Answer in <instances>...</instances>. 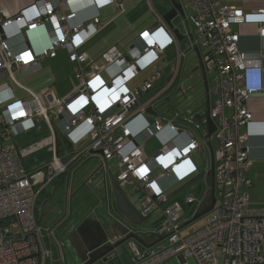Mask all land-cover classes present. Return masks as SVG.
<instances>
[{
    "label": "built area",
    "instance_id": "2783aa9c",
    "mask_svg": "<svg viewBox=\"0 0 264 264\" xmlns=\"http://www.w3.org/2000/svg\"><path fill=\"white\" fill-rule=\"evenodd\" d=\"M71 1L74 0H34L16 15L0 12V264H46L50 253L43 244L42 230L35 217L38 193L62 176L68 180L72 165L85 155L99 156L102 160L99 170L103 173L115 165L119 190L125 193L129 188L140 194L138 211L143 218L155 211L162 214L164 240L150 248L130 241V264H167L178 258L183 260L180 264H186L189 257L196 264H264V213L249 210L247 194L239 193L251 186L245 177L251 166L245 146L247 136L239 133V127L251 121L245 103L261 92L260 88L246 86L244 76L261 68L264 49L256 58L240 52L239 33L233 30L254 25L257 35L263 38L264 10L244 12L230 5V0H188L195 43L202 49L205 73L211 75L207 78L213 97L209 116L216 130L209 142L212 145L211 141H216L220 159L213 167L216 198L213 210L204 216L201 225L190 226L181 233L183 207L170 201L166 188L198 172L193 162L195 154L205 150L210 159L214 153L208 152V140L200 133L201 125L194 126L192 122L189 126L193 132H187L170 122L163 124L160 118L149 123L143 116L149 107L155 111L154 115L157 113L151 104L156 96L150 94L161 77L162 54L169 48H177V41L156 12L155 27L141 32L126 55L110 47L100 55L101 64H96L77 50L97 34L100 17L95 14L72 23L76 12L69 7ZM91 1L98 8L111 7L115 11L121 10L123 2ZM65 24H70L67 30L62 29ZM43 26L50 33L47 46L39 52L29 46L12 50V41L25 40L28 33ZM58 49L65 50L75 65L77 87L72 94L59 99L50 91L38 95L17 84L14 73L28 75L38 71L39 60L54 58ZM178 54L184 56L182 52ZM146 70L150 74L129 88L128 84ZM4 77L26 91L31 99L16 100L10 83L2 81ZM51 112L58 115L56 125L50 119ZM37 118H43L51 131L53 155L32 181L13 140L33 129ZM78 128H83L87 145L63 163L55 153V135L60 134L74 146L79 142L73 135ZM165 130L171 134L162 139ZM142 134L157 136L161 143L152 156H147L143 143L137 141ZM163 182L167 186L163 187ZM209 192L210 189L203 200L185 199L186 206H195L193 216L209 199ZM56 257L62 260L60 251Z\"/></svg>",
    "mask_w": 264,
    "mask_h": 264
},
{
    "label": "rangeland",
    "instance_id": "374dc122",
    "mask_svg": "<svg viewBox=\"0 0 264 264\" xmlns=\"http://www.w3.org/2000/svg\"><path fill=\"white\" fill-rule=\"evenodd\" d=\"M180 1L183 3L186 16L189 15V11L186 6L187 0ZM168 9L169 3L167 0H131L129 7L127 8L125 6V13L123 10V13H119V16L111 18V21L109 22L110 25L108 24L109 27L106 29V31L97 33L98 35L95 38L96 41H94L96 43L91 42L83 50V52L88 55L90 60L94 61L96 64H101L99 53L103 50L104 45L109 43L110 46L107 48L111 47L112 45H117L119 47H121V45H126L128 50V44L133 37H137L141 32L148 30L153 24L157 22L156 16L154 14H156V12L158 14H164ZM192 30L196 38L195 30L193 28ZM183 42H185V40H183ZM172 54L173 51L171 48H169L165 51L162 59L171 58ZM196 64V56L187 54L186 59L182 64V72L180 73V76L178 80H176L175 84H173V86L170 87L167 92H163L161 97H159V94L154 95L152 90V95L156 96V98L151 104L154 106L157 113L153 116H147L150 122H154L156 118H160V121L163 124H168L170 122L180 130L193 132V129L191 126H189V124L194 122L195 116L203 115L205 101L203 97V87L200 73ZM57 67H60L59 70L48 68V71L38 70L28 75H23L20 72H16L14 73V79L18 85L24 89H27L31 92L40 91L36 92L38 95H42L49 90H52L56 97L60 95V93L71 89L73 84L77 86L73 72V64L61 66V63H59ZM169 69L170 68H166L163 70L162 75L164 76L165 80L168 78L165 74ZM147 72L148 70L144 73H140L136 80H142L147 75ZM210 77V74H206V78L210 79ZM165 80L162 83L161 81H158L157 84H155V91L161 92L164 89ZM4 81L9 82L7 78H4ZM11 85L16 88L12 81ZM39 88L40 90H38ZM179 88L180 90L178 91ZM209 99L211 101L213 97L210 96ZM50 115L53 117L52 112ZM203 122L204 120L201 118L194 124V126L196 124L201 125L200 133L202 134L205 133ZM36 128L37 125L26 136L23 135L21 137L18 136L14 138V140L18 142V146H16L17 144L15 143L14 147L20 154L23 164L25 163L26 165H30L27 168L24 164V166L31 173L32 181L36 176V172L38 170L42 171V168L51 160L53 155V144L49 140L51 135L44 133V128H42L40 131H38ZM84 142H86V140L82 139L74 146H71V148H67L65 145H60L59 157L64 161L63 163L69 160V157L74 152L73 150L82 149ZM17 147L20 150H18ZM157 147H160V142L157 136L148 135V139L145 142L146 152L150 155H153L156 152L155 151L153 153V151L156 150ZM215 150H217V147H215ZM206 158L207 156L205 152L203 156H193V162L196 164V166H199L200 176L185 185L191 192L197 191L198 186L202 183L204 184L206 180ZM100 165L101 159L99 157H93L90 155H85L79 158L78 161L72 165V168L70 169L71 174L69 180H73V188L77 187L75 188L76 191L78 190V187L80 188L71 199H67L66 205L65 184L63 180L53 183L48 187V189L43 191V195L40 197L39 201H45V203L43 206L41 203L37 204L36 210L38 211L39 215L41 213L43 215L41 217V224L43 225V228H40L43 234V244L50 253L46 260V264H78L77 255L67 240V231L70 227L78 226L83 220L88 218L92 211H95L94 213H96V215L99 217L105 218L106 222H109V224H113V220L125 222L124 218L117 210L110 190H108L107 196V203L110 213L107 214L106 198L104 197V192L102 193L103 189H98L99 187H97L98 185L96 186V182H93L90 185L87 183L84 184V181H86L91 176V174H94L95 170H97ZM105 174L109 177L110 175L115 174V169L109 168ZM125 193L127 197H129L130 200L136 205V207L140 208V194L134 193L133 190L129 188L125 189ZM98 198L101 199V204H99L100 201ZM58 211L60 212L58 213ZM64 211L66 212L65 216H63ZM94 213L93 216H95ZM203 218L204 216L196 220L193 224H196L195 226H199L202 223ZM160 224L161 223L159 220L152 218L148 219L140 227L134 228L136 231L145 230V233H162L163 226ZM53 240L63 244V254H61V261L56 257L57 249ZM116 254L118 255L117 258L129 257L128 242L119 246L116 249ZM107 264L112 263L108 262ZM170 264H179V262L176 259H172ZM186 264L196 263L192 257H189L186 260Z\"/></svg>",
    "mask_w": 264,
    "mask_h": 264
},
{
    "label": "crops",
    "instance_id": "0c3cea01",
    "mask_svg": "<svg viewBox=\"0 0 264 264\" xmlns=\"http://www.w3.org/2000/svg\"><path fill=\"white\" fill-rule=\"evenodd\" d=\"M130 1L131 0H123V2L121 3V10H119V11H115L111 7L98 8L97 3H94L95 5H93L91 0H74V1H71L69 4V7L73 11L76 12V19L72 23L82 22V21L90 18L91 16L98 14L100 17V29L97 33H101L102 31H106V29L109 27V25H110L109 22L111 21V18L119 16L120 15L119 13H123L122 12L123 10L125 13V6L128 8ZM177 1H179L183 7V3L180 0H177ZM33 2H34V0H0V12L4 11L7 15L13 16V15L18 14L21 10H23L24 8H26L27 6H29ZM229 4L236 7L239 10H243L244 12H253V11H257V10H264V0H230ZM186 6H187L188 11H189V15H187L186 17H187L188 23L190 25L192 34L194 36V42L190 43L188 41V39H184L185 42H183V41L177 42V44H176L177 48L176 47L171 48V50L173 51L171 58H163L162 59L165 52L162 54L161 59H160V60H162L161 61L162 66L160 68V76L161 77L159 79V81H161V83L165 80L164 76L162 75L163 70L166 68H170V69L165 74V75H167L166 77H168V78L165 80V87L161 92L155 91V84H157L158 81H156L154 84V88H153L154 95L159 94V97H161L163 92H167L170 89V87H172L173 84H175L176 80H178L180 73L182 72V68H183L182 64L184 63V60L186 59L187 54L194 55V51H193V45L194 44L198 48V52L200 54V57L202 55V49L199 47V45H197L195 43V35L193 33V30H192L193 27H191V23L189 22V16L191 14V11H190L188 0L186 3ZM183 11H184V8H183ZM184 13H185V11H184ZM162 15L163 14H160L161 17H162ZM156 23L153 24L149 29H152L153 27H155ZM68 25H70V24L62 25V29L67 30ZM256 29H257V27L254 25H244V26H241L239 28L233 27V30L238 31V33H239V38H238V43H237L238 50L240 52L247 54L250 57H253V58H256L258 56L259 52L264 49V37L261 38L260 36H258ZM142 30H144V29H142ZM180 32L183 35H186V32L183 29H180ZM97 35L98 34H96L91 39H89L82 47H80L77 50V52L79 54H85L83 52V50L91 42L96 43L94 41H96L95 38L97 37ZM136 38H137L136 36L133 37L131 39V41L129 42V44L131 45L132 42ZM27 40H28L27 41L28 44H26V41L21 39V38L16 39L10 43V46L14 52L22 50L25 46H29L30 49L34 52H39V50H41V48L47 46L50 43V33L48 32V29L45 26H43L41 28H38L36 31H34L32 33H28L27 34ZM129 44H128V46L130 47ZM108 46H110L109 43L104 45L103 50L100 51L99 54L101 55L103 52H105L108 49L107 48ZM111 47H115L123 55H126V53H127V46L126 45H121V47H119L117 45H115V46L112 45ZM178 51L182 52L184 54V56H179ZM85 55L89 59L88 55L87 54H85ZM39 63H40V69L39 70H46V71H48V68L59 70L60 67H57V65L59 63H61V66H64L66 64H67V66L69 64H73L72 62L69 61L68 54L63 49H58L56 51V56L54 58H43V59L39 60ZM260 65H261L260 69L250 70L246 75V82L249 85L260 88L261 92L251 96V98L245 103V107L251 115V121L246 126H240L239 127V133L247 136V141L245 143V146L247 147L248 158L251 161V166H250L249 170L247 171V173L245 174V177L247 180H249L251 186L249 188H247L246 190L240 189L239 193L245 192L247 194V197H248L247 203H246L247 208L253 212H256V213H264V60L260 61ZM73 72H74V77L76 80L75 65H74ZM149 74H150V71L148 70L147 75L144 78H146ZM102 77L104 78V74ZM137 77L135 78V80H133L132 82H130L128 84L129 88H133L134 86L139 84L144 79L143 78L142 80H139L140 81L139 82L136 80ZM4 78H6V77H4ZM4 78H2V81H4ZM207 81H208V84H210V86H211V83L209 82V80H207ZM9 83H10V87H11L12 93L14 95V98L16 100H21V101L28 100L29 101L31 99L30 95L26 91H23V89H24L23 87H21V88H23V89H21V88L17 87V85H15L16 86V88H15L11 85V82H9ZM210 86H209V89H211ZM76 87L77 86L73 84V87L71 89L60 93V95H58L56 97L59 99L68 97L70 94L73 93V91L76 89ZM25 90H27V89H25ZM38 90H40V88ZM17 91H18V94H17ZM49 91L52 92V94L54 95V92L52 90H49ZM28 92L36 94V92H40V91L31 92L28 90ZM150 95H152V93ZM209 96H211V95L209 94ZM212 101H213V99L210 101V104L212 103ZM148 109H151V108L149 107ZM148 109H146V111L143 113V116L147 122L151 123L148 120L147 116H153L154 114L148 113L147 112ZM226 113L229 114V111H226ZM52 115H53V117H51V115H50V119L53 122V124L56 125V121L58 120V115L56 112H52ZM36 121H37V128L36 129L38 131H40L42 128H44V130H43L44 133L51 135V131H50L49 127L47 126L46 122L43 120V118H37ZM195 122H198V121H194L193 123H195ZM137 128H138V125H135L134 129H137ZM82 129L83 128H78L77 130H75L73 135L77 136L79 138V141L82 139L86 140V142H84V145H83V148H84L87 145V139H85V135H84V132H82ZM32 130L33 129H31V130H29V131H27V132H25L19 136L20 137L23 135L26 136ZM165 131L166 132H164L161 135L162 139H167V137L169 136L168 134H171L169 131H167V130H165ZM57 135L60 139V134H57ZM203 137L205 138V133H203ZM147 139H148V135L142 134L141 136H139V138H137V141L143 143V149H144L145 154L147 156H152L146 152L145 142ZM183 142H184V140H182V143ZM15 143L17 144L16 146H18V142L13 140L14 146H15ZM211 143H212L211 146H212L214 154L210 157V159H208L207 152L205 150H202L198 154H195V155H202L203 156V154L205 152V154L207 156L206 165H209V172H207V167H206V171H205L206 180H205L204 184L202 183L201 185L198 186L197 191L191 192L188 190V188L185 185L190 183L191 181H193L194 179H196L197 177L200 176V169H199L198 165H197L198 166L197 167L198 173L196 175L192 176L191 178H189L185 181L179 182V183H173L170 186H167L166 182L162 183L163 187H165V185L167 186L166 193H167L170 201H177L183 207V213L181 216V224H180L181 230H182L181 233L187 232L190 226L196 225V224L192 223V224L185 226V224H187L191 220V218L193 217V212L195 210L194 205H192V206H186L185 205V203H184L185 199L188 197H191V198H194L196 200H203L206 192L209 191V189H210V185H211L210 175H209L210 166H211V164H213V165L217 164L219 159H220L219 151L215 150V147H217L216 141L215 140L211 141ZM62 145H65L67 147L66 144H62ZM160 146H161V143H160ZM59 147L57 149L58 157H59ZM69 148H71V147H69ZM17 149L20 150L18 147H17ZM158 149H159V147H157L156 150L153 151V153L155 151H157ZM73 151L75 152V151H79V150H73ZM93 157H99V156H93ZM59 160L61 162H64L60 157H59ZM101 163H102V160H101ZM25 166L28 168L30 165L25 164ZM99 168L97 170H95V173H94V174L99 173L97 178L95 177L94 174H91V176L86 181H84V184L87 183L88 185H90L93 182H96V186L98 185L97 187H99L98 189H101V190L103 189L102 193L104 192V197L106 198V211L108 214V213H110L109 208H108V203H107L108 190H110V193L112 195L109 177L114 176V174L110 175L108 177L105 174L107 170L103 173L101 170H99ZM110 168L115 169V173H116L115 165H111ZM66 177L67 176H62V177L58 178L57 180L51 182L48 186H46L42 191H40V193H38L36 203H35V217H36L40 227L43 226L41 224L42 223L41 217L43 215H42V213L40 215L38 214V211L36 210V205L39 203H41L42 206L44 205L45 201H43V202L39 201L40 197L43 195V191L48 189V187L50 185H52L53 183H57V181L63 180L64 184H65V205H66L67 199H71L72 196L77 191H79L80 187H78V190L76 191L75 188H77V187L73 188V180H69V178H68V180H66L65 179ZM128 199L131 202V204H133L136 207V205L130 200L129 197H128ZM98 200L100 201L99 204H101L102 203L101 199L98 198ZM139 204H141L140 198H139ZM137 209H140V208H137ZM59 212L60 211H58V213ZM94 212L95 211H92V213L86 219L93 221V223L96 222L100 227L104 226V223L106 222L105 218L99 217ZM93 213L95 214V216H93ZM69 214H70V212H69ZM209 214H207V215H209ZM65 215H66V212L64 211L63 216H65ZM150 215L151 216L149 219L154 218L155 220H159L161 223L160 225H162V219L163 218H162V214L160 211H155ZM204 218H203V220H204ZM122 223L126 224V222H122ZM202 223H203V221H202ZM72 228H74V227H70L68 230H70ZM137 231H140L141 233H143L141 237H142V239L145 240V242H150L155 236H163L162 233H160V232H157V233L147 232V233H145L146 232L145 230H137ZM49 233H50V231H49ZM130 241H132V240H129L128 244ZM138 246H140V245H138ZM117 257H118V255L116 254V251H115L114 254H112L110 256V259L108 262L109 263L111 262L112 264H130V257H131L130 250H129V257H127V258H125V257L117 258ZM176 260L179 262V264L183 263V260L181 258H178ZM170 261L167 264H170ZM99 263H103V262H97L95 264H99ZM107 263H104V264H107Z\"/></svg>",
    "mask_w": 264,
    "mask_h": 264
},
{
    "label": "water",
    "instance_id": "95a60500",
    "mask_svg": "<svg viewBox=\"0 0 264 264\" xmlns=\"http://www.w3.org/2000/svg\"><path fill=\"white\" fill-rule=\"evenodd\" d=\"M167 1L169 3V10L162 15L164 24L169 29L171 35L174 37V39H176L177 42L188 39L190 43H193L194 36L192 34L190 25L183 11L181 3L177 0ZM180 29H183L186 32V35H183L180 32ZM193 51L197 60V69L200 73L203 87V96L205 100L203 115L195 116L194 121H198L203 118L205 138L208 140L207 149L209 154L212 155L213 149L209 140L211 135L215 132L216 126L209 116V84L206 78V73L200 54L198 52V48L195 44L193 45ZM179 90L180 88L178 89V91ZM147 112L154 114L152 109H148ZM55 142L56 154L58 147L62 144H66L68 148L71 147V144L65 137L60 136L59 139L57 134L55 135ZM213 167L214 165L211 164L209 173L211 182L209 199L204 203L203 207L194 214L191 220L187 224H185V226L194 223L196 220L203 216H206L214 208L216 198L214 195ZM98 174H94L96 178ZM109 182L117 210L119 214L124 218L126 224L120 221L113 220L112 225H108L109 223L105 222L104 228L96 231V229L93 227V221L85 219L78 226L74 227V229L69 233L67 240L69 241V244L74 248L73 250L77 255L78 264H95L97 262L107 263L110 259V256L114 254L116 249L119 246L127 243L129 240L135 241L143 248H150L164 239V236H155L150 242H145V240L142 239L141 236L143 233H141L140 231H136L134 227H140L141 225H143L151 215L147 216L146 218H143L140 215V212L133 204H131L127 195L119 190L114 176L109 177ZM74 236L79 239L81 244H78L77 241L75 242Z\"/></svg>",
    "mask_w": 264,
    "mask_h": 264
},
{
    "label": "flooded vegetation",
    "instance_id": "af4514ba",
    "mask_svg": "<svg viewBox=\"0 0 264 264\" xmlns=\"http://www.w3.org/2000/svg\"><path fill=\"white\" fill-rule=\"evenodd\" d=\"M108 225H111V224H108ZM93 227L96 229V231H99L101 228H104V226H102V227H100L96 222H94L93 223ZM74 228H72V229H70V230H68L67 232V234L69 235V233L73 230ZM68 237V236H67ZM74 240H75V242L77 241V243L78 244H81L80 243V241H79V239L77 238V237H75L74 236ZM53 242H54V244H55V246H56V249H57V251H60L61 252V254H63V244H61V243H59V242H57L56 240L54 241L53 240ZM72 248H73V246H72ZM74 249V248H73Z\"/></svg>",
    "mask_w": 264,
    "mask_h": 264
},
{
    "label": "clouds",
    "instance_id": "9594fccd",
    "mask_svg": "<svg viewBox=\"0 0 264 264\" xmlns=\"http://www.w3.org/2000/svg\"><path fill=\"white\" fill-rule=\"evenodd\" d=\"M95 5V4H94ZM25 41H26V43L28 44V40H27V37H25ZM258 69H260V67H257L256 69H253V70H258ZM248 73V72H247ZM247 73L245 74V76H244V83H245V85L246 86H249V87H255V86H252V85H249L247 82H246V75H247ZM257 88V87H256Z\"/></svg>",
    "mask_w": 264,
    "mask_h": 264
}]
</instances>
